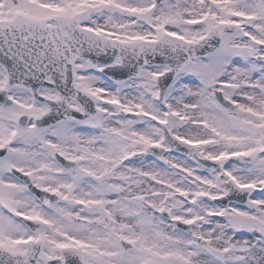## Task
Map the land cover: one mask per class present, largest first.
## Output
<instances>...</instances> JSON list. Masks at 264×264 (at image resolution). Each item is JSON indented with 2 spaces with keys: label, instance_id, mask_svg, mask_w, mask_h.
Instances as JSON below:
<instances>
[{
  "label": "snow or ice",
  "instance_id": "snow-or-ice-1",
  "mask_svg": "<svg viewBox=\"0 0 264 264\" xmlns=\"http://www.w3.org/2000/svg\"><path fill=\"white\" fill-rule=\"evenodd\" d=\"M0 264H264V0H0Z\"/></svg>",
  "mask_w": 264,
  "mask_h": 264
},
{
  "label": "rangeland",
  "instance_id": "rangeland-1",
  "mask_svg": "<svg viewBox=\"0 0 264 264\" xmlns=\"http://www.w3.org/2000/svg\"><path fill=\"white\" fill-rule=\"evenodd\" d=\"M91 71V70H90ZM97 75H100L99 73H97ZM107 82V81H106Z\"/></svg>",
  "mask_w": 264,
  "mask_h": 264
},
{
  "label": "water",
  "instance_id": "water-1",
  "mask_svg": "<svg viewBox=\"0 0 264 264\" xmlns=\"http://www.w3.org/2000/svg\"><path fill=\"white\" fill-rule=\"evenodd\" d=\"M105 71L107 72L108 70L106 69Z\"/></svg>",
  "mask_w": 264,
  "mask_h": 264
}]
</instances>
